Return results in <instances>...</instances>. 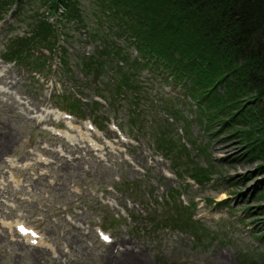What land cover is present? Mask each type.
I'll list each match as a JSON object with an SVG mask.
<instances>
[{
	"label": "rangeland",
	"instance_id": "rangeland-1",
	"mask_svg": "<svg viewBox=\"0 0 264 264\" xmlns=\"http://www.w3.org/2000/svg\"><path fill=\"white\" fill-rule=\"evenodd\" d=\"M44 1L0 0V86L8 85L0 126L17 142L0 164V225H12V234L0 226V264H118L132 249L138 264H264V160L249 152L245 122L229 124L239 107L257 118L248 97L234 101L225 85L212 90L186 71L178 77L156 53L136 55L120 28L130 0H69L68 35L57 41L67 59L58 47L44 59L46 38L36 31ZM21 96L77 125L92 122L94 134L101 128V151L88 146L65 166L57 153L65 140L20 119L31 114ZM254 121L247 129L256 135ZM43 154L51 165L41 164ZM18 222L37 229L44 243L33 246L47 259L18 249Z\"/></svg>",
	"mask_w": 264,
	"mask_h": 264
},
{
	"label": "trees",
	"instance_id": "trees-1",
	"mask_svg": "<svg viewBox=\"0 0 264 264\" xmlns=\"http://www.w3.org/2000/svg\"><path fill=\"white\" fill-rule=\"evenodd\" d=\"M44 2L53 12L60 6L68 9L71 5L69 0ZM129 2L128 6L123 5L129 18H123L120 28L125 29L124 35L130 34L127 38L134 41L143 55L156 53L178 77L186 71L191 79L197 78L210 87L225 85L234 101L240 93L248 97L244 106L252 105L250 110L257 113V118L252 117L255 113H242L239 107L241 113H231L229 124L236 120L245 122L240 134L246 135L249 152L264 160V105L254 106L258 97L264 98V0ZM42 15L36 31H41V41L46 38L44 46L53 49L57 44V31ZM63 17L62 32L66 37L68 31L64 22H70V18L67 14ZM48 39L51 44L47 43ZM63 50L64 59L67 50ZM239 104L240 101H236L224 110ZM251 119H255L252 123L261 125L256 135L254 129H247Z\"/></svg>",
	"mask_w": 264,
	"mask_h": 264
},
{
	"label": "bare ground",
	"instance_id": "bare-ground-1",
	"mask_svg": "<svg viewBox=\"0 0 264 264\" xmlns=\"http://www.w3.org/2000/svg\"><path fill=\"white\" fill-rule=\"evenodd\" d=\"M6 72V71H5ZM2 92H7L6 89H4ZM20 96V95H19ZM22 97V96H21ZM24 104V102H23ZM15 109V112H18L17 109L15 107H13ZM27 109V108H25ZM12 110V109H11ZM13 111V110H12ZM19 113V112H18ZM49 113H44L42 112L41 114V120L43 119V121L47 120L49 117L46 116ZM58 118L62 119V115L59 113H56ZM22 120H25V117L27 116V114H21ZM28 117V116H27ZM3 124V123H2ZM69 125V131L64 132V130H60V131H56L57 134H60L62 137H64L65 139H67L68 141L70 140L68 147L65 145H61L62 147L58 148L57 152H61L63 154V157L67 160V162L65 163V166L69 163V161L73 160L69 155H73L76 152H81L82 149H87V147L82 145V148H79L77 145H81V142L84 141H88V142H92L91 146H95L94 149L98 150L99 145L98 143L93 141V137H92V133L90 128H79V127H75V125L72 122H68ZM5 127L6 125H1L0 126V135L3 136V138L0 137V164H1V160L3 153H5L4 151H8L10 148H12L14 145H16V138L12 135V134H6L5 132ZM80 130L78 135L72 134V130ZM79 136V138H78ZM81 141V142H80ZM74 143V144H73ZM50 163V165L52 164V161H48V162H44V164H48ZM30 163H27L25 165H29ZM1 176V173H0ZM37 184L41 185V178L37 179ZM1 195V193H0ZM3 197V196H2ZM1 201V200H0ZM1 204V203H0ZM20 222L17 223V226H19ZM41 237L39 236L37 240H40ZM6 242V238L3 236H0V244H2ZM22 245L19 246V250L22 252H25L28 250L27 254H29L31 256L32 259H34L35 261L39 260V258H43V259H47L48 258V253L44 250H40V248H35L34 246H38L37 242L34 241L33 239H31L29 236H26L24 238V240L22 241ZM73 244V243H72ZM15 245V244H13ZM34 245V246H33ZM33 247V248H30ZM3 250L0 247V252H2ZM131 251L133 252H124L122 254V257L117 260V262H119L120 264H138V261L142 262V255L141 253H134L135 251L132 249ZM54 258V257H53ZM221 261H223L221 259ZM224 262V261H223ZM118 263V264H119ZM34 264H38V262H35ZM58 264V263H55ZM64 264V263H61ZM66 264H71V263H67ZM218 264H221L220 260H218Z\"/></svg>",
	"mask_w": 264,
	"mask_h": 264
},
{
	"label": "snow or ice",
	"instance_id": "snow-or-ice-1",
	"mask_svg": "<svg viewBox=\"0 0 264 264\" xmlns=\"http://www.w3.org/2000/svg\"><path fill=\"white\" fill-rule=\"evenodd\" d=\"M105 240H108V237H104Z\"/></svg>",
	"mask_w": 264,
	"mask_h": 264
}]
</instances>
